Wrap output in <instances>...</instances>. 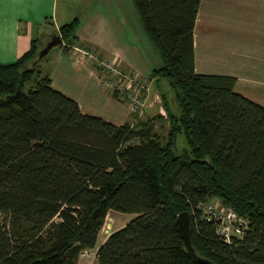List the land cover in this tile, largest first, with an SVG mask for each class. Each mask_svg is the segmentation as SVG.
Listing matches in <instances>:
<instances>
[{"label":"trees","instance_id":"1","mask_svg":"<svg viewBox=\"0 0 264 264\" xmlns=\"http://www.w3.org/2000/svg\"><path fill=\"white\" fill-rule=\"evenodd\" d=\"M133 1L162 61L150 77L166 119L114 124L82 113L41 74L43 59L33 65L42 39L0 63V264H76L110 211L136 216L97 247V264H264V107L235 92L233 77L195 72L200 0ZM77 24L53 32L58 47L75 46ZM179 134L185 147L176 153ZM212 197L248 226L226 243L214 222L191 215L202 263L175 220Z\"/></svg>","mask_w":264,"mask_h":264},{"label":"crops","instance_id":"2","mask_svg":"<svg viewBox=\"0 0 264 264\" xmlns=\"http://www.w3.org/2000/svg\"><path fill=\"white\" fill-rule=\"evenodd\" d=\"M126 5L128 0H0V63L14 62L33 39L77 18L75 48H52L38 68L82 113L128 122L126 104L102 88L100 71L76 49L149 76ZM193 54L196 73L233 77L235 92L264 107V0H200Z\"/></svg>","mask_w":264,"mask_h":264},{"label":"built area","instance_id":"3","mask_svg":"<svg viewBox=\"0 0 264 264\" xmlns=\"http://www.w3.org/2000/svg\"><path fill=\"white\" fill-rule=\"evenodd\" d=\"M80 52L86 56V60L89 62H96L98 66L104 67L111 72L110 79L105 78L104 80L101 79V81L111 93H115L119 98L124 97L128 101L129 104L127 106H130V115L132 114L131 125L136 123L138 118L144 113L142 110L144 102L148 100L147 96L146 98L143 96V92L148 91V88L138 81V75L132 70L120 68L115 59L107 61L97 57V54L93 51L84 49H81ZM148 103V106H150V103L154 105V102ZM160 112L165 114L161 111V107ZM191 215L195 222H214L217 236L226 243H230L233 238H241L248 226V220L245 217L238 215L231 207L222 204L218 197L199 202L190 212ZM104 225L101 228L102 231H105Z\"/></svg>","mask_w":264,"mask_h":264},{"label":"rangeland","instance_id":"4","mask_svg":"<svg viewBox=\"0 0 264 264\" xmlns=\"http://www.w3.org/2000/svg\"><path fill=\"white\" fill-rule=\"evenodd\" d=\"M127 10L130 12H128L129 16L132 19V27L136 28L135 30V38L137 40V43L140 47V52L142 54V56L146 57L147 61H148V66H150V70H152L153 68H158L160 65H162V61L161 58L158 54V51L154 48V46L152 45V43L149 41L148 37L146 36V34L143 32V30L140 29V27H136L137 23L140 24V20L138 17V14L136 12V8H135V4L134 1L132 0V2H130L128 0V5H126ZM54 32V31H53ZM49 39V36H44L43 37V41L41 45H44L45 41H47ZM81 49H84L82 47H78ZM86 49V48H85ZM143 51V52H142ZM144 53V55H143ZM86 57V56H85ZM98 57V55H97ZM144 57V59H145ZM102 59H105L103 57H101ZM107 61H110V59H105ZM115 61H117V63L119 64L120 68L122 69H127V70H132L129 67H127L126 65H124L122 62H120L118 59H115ZM94 66H96V68L100 71V75H101V79L104 80L105 78L110 79L111 78V72L107 71L104 67H100L98 66V64L96 62L93 63ZM147 66V65H145ZM134 73H136L138 76V81L144 86L148 88V91L146 90V92H143V96L146 98V96L148 97V100H146V102H144V105L142 106V110H143V114L141 115V117L138 118L137 121H141V120H145L147 117H153L156 116L157 114L162 115L163 119H166V112L163 108L162 105V99H161V95H160V91H159V87L157 86V84L155 85V80L154 77H150V75H145L142 74L140 75L139 73L135 72L134 70H132ZM166 80L165 79H161L159 82V86L165 91L167 90L165 85H166ZM102 88L104 90H106L107 92L110 93V91L108 90V88L103 85ZM118 99L120 101H122L123 103L126 104V106L129 104L128 101L123 97V98H119ZM148 102H154V105H152V103H150V106H148L147 104H149ZM160 107H161V111H163L165 114H162V112L160 113ZM128 109H130V106H127ZM130 111V110H129ZM158 111V112H157ZM157 112V113H156ZM156 113L153 116H150L151 114ZM129 123L131 124V120H132V114L129 116ZM163 125L161 126V128L158 130L160 135L165 136L166 135V130H167V122L164 121H158V125ZM185 147V142H184V138L182 134H179L177 136L176 139V143H175V152L176 153H180V151ZM136 216V214L133 213H122V212H117V211H110L106 218H105V231L101 229L100 233L98 234V238H97V245L95 248L93 249H87L84 250L83 252L80 253V255L78 256L77 262L76 264H97V259H96V249L97 247L105 240V238L111 233L114 232L115 230H118L119 228L123 227L127 222H129L132 218H134ZM0 219H1V215H0Z\"/></svg>","mask_w":264,"mask_h":264},{"label":"water","instance_id":"5","mask_svg":"<svg viewBox=\"0 0 264 264\" xmlns=\"http://www.w3.org/2000/svg\"><path fill=\"white\" fill-rule=\"evenodd\" d=\"M61 43L62 39L58 34L50 35L49 39L45 41L44 45H42L37 51V57L36 60L33 62V65L36 64V62H38L39 60L44 59L52 48L58 47ZM175 223L177 225L178 232L183 240L185 249L187 250L189 255L197 262H207L205 259L195 254L194 249L191 245L190 213L188 211H183L179 213L176 217Z\"/></svg>","mask_w":264,"mask_h":264}]
</instances>
